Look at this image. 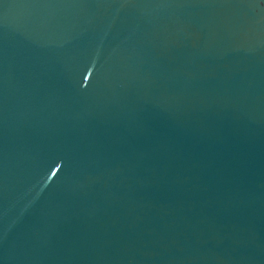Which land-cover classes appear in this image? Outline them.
<instances>
[{
	"label": "water",
	"instance_id": "obj_1",
	"mask_svg": "<svg viewBox=\"0 0 264 264\" xmlns=\"http://www.w3.org/2000/svg\"><path fill=\"white\" fill-rule=\"evenodd\" d=\"M0 264H264V0H0Z\"/></svg>",
	"mask_w": 264,
	"mask_h": 264
}]
</instances>
